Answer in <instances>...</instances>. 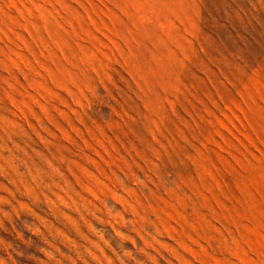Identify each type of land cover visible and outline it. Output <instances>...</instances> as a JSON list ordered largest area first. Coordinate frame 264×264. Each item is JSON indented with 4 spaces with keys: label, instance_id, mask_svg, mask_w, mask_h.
I'll list each match as a JSON object with an SVG mask.
<instances>
[{
    "label": "rangeland",
    "instance_id": "obj_1",
    "mask_svg": "<svg viewBox=\"0 0 264 264\" xmlns=\"http://www.w3.org/2000/svg\"><path fill=\"white\" fill-rule=\"evenodd\" d=\"M0 264H264V0H0Z\"/></svg>",
    "mask_w": 264,
    "mask_h": 264
}]
</instances>
